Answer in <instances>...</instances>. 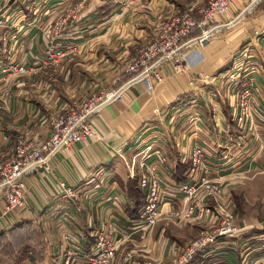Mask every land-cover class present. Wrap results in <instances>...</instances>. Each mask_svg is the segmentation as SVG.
<instances>
[{"label":"crops","instance_id":"obj_1","mask_svg":"<svg viewBox=\"0 0 264 264\" xmlns=\"http://www.w3.org/2000/svg\"><path fill=\"white\" fill-rule=\"evenodd\" d=\"M18 1L25 4L20 6ZM28 1L1 0L6 21L0 28V60L33 62L42 51L44 27L79 0ZM208 1L88 0L60 36L63 47L77 46L76 54L30 80H9L11 96L0 109V153L11 149L27 128H34L36 138L44 139L53 116L81 108L95 94L112 92L119 98L92 116L94 137L54 153L49 171L27 175L29 195L22 207L3 216L0 194V235L23 224L35 232L26 241L30 247L24 257L19 248L1 258L4 246L0 245V264H65L69 249L78 252L71 264H82L91 255L96 234L110 226L116 229L120 248L133 251L129 264H167L185 241L203 230L194 222L179 224L167 216L180 206L175 187L190 182L188 167L184 182L174 179L175 168L187 164L195 144L206 148L207 178L223 186L234 208V194L247 186L244 180L264 174V0H238L224 16L215 18L204 45L183 50L184 55L196 50L198 60L185 74L174 73L173 60L168 59L159 65L162 81L154 83L151 92L141 82L128 84V63L154 40L158 26L184 13L199 22L200 10ZM199 34L195 29L190 38ZM246 45L253 52L245 68L254 86L257 112L253 125L241 128L231 120L235 92L229 83L197 81L238 73L237 58ZM147 144L167 158L166 170L161 172V218L145 240L133 235L124 241L140 209L134 211L126 189L134 178L120 155L130 160ZM60 183L75 190L74 199L61 198ZM66 235L71 236V246L65 243ZM234 256L208 250L194 264H237Z\"/></svg>","mask_w":264,"mask_h":264},{"label":"built area","instance_id":"obj_2","mask_svg":"<svg viewBox=\"0 0 264 264\" xmlns=\"http://www.w3.org/2000/svg\"><path fill=\"white\" fill-rule=\"evenodd\" d=\"M238 0H209L206 7L200 10L201 21L197 22L190 14L184 13L171 17L167 22L158 26L154 40L147 43L138 53L136 59L131 60L125 74L132 76L128 84L141 82L146 89H151L156 82L162 81L158 69L166 60H173V71L185 74L187 68L197 62L196 50L188 55L182 52L185 48L197 45L203 46L214 28L208 27L217 17L224 16ZM254 0H251L253 2ZM71 8V9H70ZM52 25L43 29L42 51L29 65L24 61L0 60V109L11 96L8 81L11 78L33 76L41 70L57 65L68 54L75 52V47L65 48L60 45L62 26L67 20L74 19L72 15L77 7H70ZM3 13L0 9V27L3 26ZM53 24H55L53 26ZM195 29L200 30L199 36L190 38ZM196 49V48H195ZM248 47H244L237 58L239 72L228 76L214 75L199 79L206 85H214L226 80L234 90L235 104L231 113V120L236 126L245 128L253 125L254 114L257 112L255 103V90L251 78L246 74V64L249 60ZM119 98L117 93H104L93 95L81 108L73 111L68 116H59L52 121L55 133L31 153H24L17 146L16 157L4 168L0 169V193L4 194L3 216L13 213L24 205L27 193L25 177L27 168H38L48 171L50 158L59 150L69 149L73 144L84 142L94 135L93 129L86 121L100 108ZM125 161L132 178L137 180L139 189L144 193V205L135 220L132 232L126 233L124 241L132 240L133 235L143 241L152 232L161 218L163 205V188L161 172L166 170L167 158L151 144L135 154L130 160ZM187 177L190 182L176 186L175 191L180 206L168 211L167 216L176 223L194 222L203 228L199 236L189 243H184L176 252L169 264H191L196 256H201L212 248L225 244L228 240L243 237L253 230H262L264 221L238 223L235 220L234 206L227 202L223 186L217 181L207 178L209 167L206 161V148L195 144L191 150L188 161ZM196 177V179H195ZM60 196L64 199H74L75 190L64 183L59 184ZM116 229L113 226L100 230L96 234L95 246L91 255L86 257L82 264H129L133 258L132 250L120 248L116 239ZM65 243L71 246V236L64 237ZM263 240V234H252L244 239ZM242 240V241H243ZM123 241V242H124ZM78 256V252L69 249L66 253V263L71 264ZM247 256H240V264H264V256L247 262Z\"/></svg>","mask_w":264,"mask_h":264},{"label":"rangeland","instance_id":"obj_3","mask_svg":"<svg viewBox=\"0 0 264 264\" xmlns=\"http://www.w3.org/2000/svg\"><path fill=\"white\" fill-rule=\"evenodd\" d=\"M11 2L12 1L6 2V6L5 7L9 6L11 4ZM87 2H88V0H79L78 2H76L75 4L70 6V7L74 6V8L77 7V10H75L74 13H72V15H74L76 17L75 18L76 20L78 19L80 13L84 9V7L87 4ZM4 4L5 3H2L1 0H0V9L2 7H4L3 6ZM18 4L20 6H23V4H25V3L23 2V4H22V2L18 1ZM125 4H127V3L122 4L121 8L123 7V9H125ZM15 5H16V3H15ZM45 10H46V7H45ZM28 11L29 10H27V12ZM2 19L4 21L2 27H4L6 19H5V17H2ZM73 20L74 19L67 20L65 25L67 23H69L70 21H73ZM54 25L55 24H53V26ZM65 25L62 26V29L64 28ZM2 27H0V28H2ZM42 39H43V31H42ZM70 47H75V52L68 54L62 61L67 59L69 56H72L73 54H76L77 46L76 45L66 46L65 48H70ZM245 47H248V56H250L249 59L251 60L252 57H253V55H252L253 52L251 51L250 46L246 45ZM37 74H35V75H37ZM35 75H33V76H35ZM126 75L129 76L128 77L129 80L132 78V76H130L128 74H126ZM31 77L32 76H24V77L11 78V79H15V80H17V79L30 80ZM11 79H9V80H11ZM8 83H9V81H8ZM8 86H9V84H8ZM72 112H70V113H72ZM70 113L53 116L50 119L49 135L47 137H45L44 139H42V140L36 138V130L34 128H27L19 137H17V139L15 141V145L11 149H8V150L0 153V169L4 168L9 162L12 161V159H14V157H16L15 151L17 149V146L21 147V149L26 154L27 153L29 154L32 151L36 150L39 147L40 144H42L45 141H47L55 133L56 130H54V125L51 124L53 119H55V118H57L59 116H68V115H70ZM91 119H92V117L88 118L86 122L88 124H90V126L92 127ZM92 129H93V127H92ZM93 132H94V129H93ZM94 136H95V132H94V135H92V137H94ZM64 150H67V149H64ZM36 170H44V169L27 168L26 177H27V175H30L31 173L35 172ZM44 171H46V170H44ZM26 177H25V182H26ZM244 181H245L244 182L245 185H247L246 188H245V191L242 192V193L241 192H236V194H234V197H235V199H234L235 208H233V211H234V215H235V220L238 223H240L242 221H245V220H249L251 222L264 221V174L257 175L256 178L254 180H252V181H247L246 179ZM26 188H27V185H26ZM0 194L2 195V197L4 199V194L3 193H0ZM26 195H29L28 190H27ZM26 195L24 197H26ZM4 204H5V201H4ZM3 212H4V205H3L2 213ZM8 214H10V213H8ZM170 231H171L170 233L172 235H174V229L171 228ZM184 233L185 232H183V235H184ZM200 233L201 232H199V234ZM199 234H198V236H199ZM243 237L241 236V237H239L237 239H234V240H228L227 242H225V244H220L219 246H216V247L212 248L211 250L217 249L218 251H224V252H226L229 255H231V253H233V255H235L234 257L236 258L235 259L236 263H237V261L241 262L240 256L241 257L245 256V255L247 256V254L248 255L251 254V256L247 257V262L252 261L254 259V257L258 258L259 256H264V241L263 240L262 241L261 240H249V242H244ZM195 239L196 238L188 240V241H185L184 243L192 242ZM252 256H254V257H252ZM195 262L196 261L194 260V262L191 263V264H194ZM169 263L170 262H168L167 264H169Z\"/></svg>","mask_w":264,"mask_h":264},{"label":"trees","instance_id":"obj_4","mask_svg":"<svg viewBox=\"0 0 264 264\" xmlns=\"http://www.w3.org/2000/svg\"><path fill=\"white\" fill-rule=\"evenodd\" d=\"M188 165H182L177 164L174 172V179L178 182H184V172L187 170ZM127 192L130 196V198L134 202V211H137L138 209H141L144 205V193L139 189L137 185V180L134 178L130 180L126 185ZM140 213V210H139ZM139 213L133 217V219H137L139 216ZM35 232L28 226V225H20L15 228H13L8 233H3L0 235V245L4 246V250L2 251L1 258L7 259L10 254H12L14 251H17L20 253L21 257L25 256V253L29 251V247L27 244V240L30 238V236L34 235ZM252 234H263L264 235V228L262 230H253L250 231V233L246 234L243 238L247 239L251 237ZM28 253V252H27ZM199 256V255H198ZM198 256L195 257V260L198 258ZM237 264H240V261L237 262Z\"/></svg>","mask_w":264,"mask_h":264},{"label":"water","instance_id":"obj_5","mask_svg":"<svg viewBox=\"0 0 264 264\" xmlns=\"http://www.w3.org/2000/svg\"><path fill=\"white\" fill-rule=\"evenodd\" d=\"M244 14V13H243Z\"/></svg>","mask_w":264,"mask_h":264}]
</instances>
